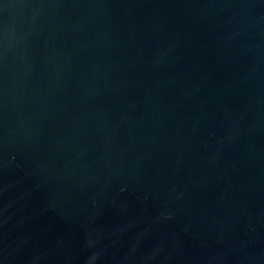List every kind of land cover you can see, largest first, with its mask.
<instances>
[{
  "label": "water",
  "instance_id": "1",
  "mask_svg": "<svg viewBox=\"0 0 264 264\" xmlns=\"http://www.w3.org/2000/svg\"><path fill=\"white\" fill-rule=\"evenodd\" d=\"M0 264H264V0H0Z\"/></svg>",
  "mask_w": 264,
  "mask_h": 264
}]
</instances>
